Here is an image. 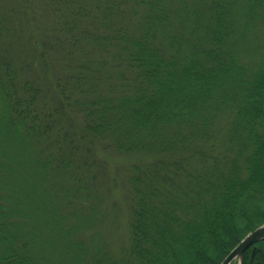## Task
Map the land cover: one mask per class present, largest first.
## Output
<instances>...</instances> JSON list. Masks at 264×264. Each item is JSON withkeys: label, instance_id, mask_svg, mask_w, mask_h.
<instances>
[{"label": "trees", "instance_id": "trees-1", "mask_svg": "<svg viewBox=\"0 0 264 264\" xmlns=\"http://www.w3.org/2000/svg\"><path fill=\"white\" fill-rule=\"evenodd\" d=\"M260 26L264 0H0V264H221L264 223ZM96 145L128 156L129 242L60 226L48 259L50 183L90 198Z\"/></svg>", "mask_w": 264, "mask_h": 264}, {"label": "rangeland", "instance_id": "rangeland-1", "mask_svg": "<svg viewBox=\"0 0 264 264\" xmlns=\"http://www.w3.org/2000/svg\"><path fill=\"white\" fill-rule=\"evenodd\" d=\"M41 14L45 15L44 12ZM44 15L41 16L43 20ZM259 33L260 36L264 33V27H259ZM28 49L29 41L27 40H24L21 45L17 42L14 46V50L23 56L27 55ZM94 148L95 156L106 164L105 169L99 171L98 181L91 189L90 198L73 197L70 204L65 197L64 188L60 190L59 183H50L49 208L50 206L57 208L56 216L64 215V219H61L60 225H57V220L53 219H48V222L44 224L42 236L47 241L48 248L52 250L46 252L48 259H59L60 252H65L64 238L58 232L60 226L62 229L72 228L70 237L87 244L89 251L96 245L106 244L115 254H120L129 242V189L124 170L128 156L113 148L99 149L97 145ZM94 170L98 168L94 167ZM63 182L65 183L66 180L63 179ZM90 202L92 203L89 204ZM79 214L82 217L88 214V217L83 219ZM67 258L70 262V257ZM67 258L63 257V263L67 262ZM233 264H238V261L235 260Z\"/></svg>", "mask_w": 264, "mask_h": 264}, {"label": "water", "instance_id": "water-1", "mask_svg": "<svg viewBox=\"0 0 264 264\" xmlns=\"http://www.w3.org/2000/svg\"><path fill=\"white\" fill-rule=\"evenodd\" d=\"M264 239V223L249 232L226 256L221 264H232L233 261L238 260L239 264L242 261L245 250L254 245L256 242ZM256 246L253 248V255L255 254Z\"/></svg>", "mask_w": 264, "mask_h": 264}]
</instances>
